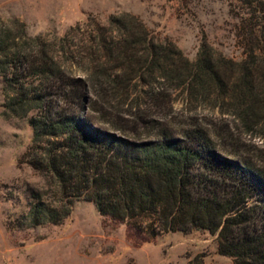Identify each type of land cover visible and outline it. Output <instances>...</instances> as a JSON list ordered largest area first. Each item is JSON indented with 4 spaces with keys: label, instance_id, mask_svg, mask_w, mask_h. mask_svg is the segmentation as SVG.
Returning <instances> with one entry per match:
<instances>
[{
    "label": "trees",
    "instance_id": "1",
    "mask_svg": "<svg viewBox=\"0 0 264 264\" xmlns=\"http://www.w3.org/2000/svg\"><path fill=\"white\" fill-rule=\"evenodd\" d=\"M235 1L247 11L239 61L205 42L189 60L128 12L54 38L0 19L2 114H31L20 162L42 178L28 226L61 223L85 200L151 238L206 230L232 264H264V164L215 120L174 109L183 95L264 132V0Z\"/></svg>",
    "mask_w": 264,
    "mask_h": 264
},
{
    "label": "rangeland",
    "instance_id": "2",
    "mask_svg": "<svg viewBox=\"0 0 264 264\" xmlns=\"http://www.w3.org/2000/svg\"><path fill=\"white\" fill-rule=\"evenodd\" d=\"M121 12L139 17L156 37L171 40L189 60L196 58L202 42L226 58L244 57L240 37L247 11L235 0H0V19L17 18L29 35L48 38L60 37L88 19L106 23L111 14ZM2 86L0 77V264H232L230 257L218 253L215 236L206 230L151 238L101 215L85 200L75 201L61 223L28 226V190L42 184L41 176L20 162L32 141L31 114L4 116ZM174 96V109L188 108L191 114L215 120L232 131L243 153L264 164L261 127L246 132L219 108H195L183 95ZM90 97L97 107L100 99Z\"/></svg>",
    "mask_w": 264,
    "mask_h": 264
},
{
    "label": "bare ground",
    "instance_id": "3",
    "mask_svg": "<svg viewBox=\"0 0 264 264\" xmlns=\"http://www.w3.org/2000/svg\"><path fill=\"white\" fill-rule=\"evenodd\" d=\"M65 243V242H64ZM74 243H75V241H74ZM71 247V246H70ZM74 247V246H73ZM61 250H62V248H61Z\"/></svg>",
    "mask_w": 264,
    "mask_h": 264
}]
</instances>
